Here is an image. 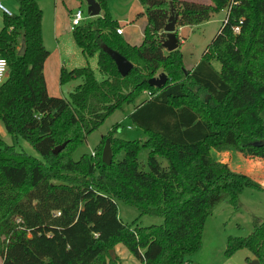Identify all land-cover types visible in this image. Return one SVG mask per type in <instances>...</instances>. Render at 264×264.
<instances>
[{
	"label": "trees",
	"instance_id": "obj_1",
	"mask_svg": "<svg viewBox=\"0 0 264 264\" xmlns=\"http://www.w3.org/2000/svg\"><path fill=\"white\" fill-rule=\"evenodd\" d=\"M15 1L17 12L3 14L0 26V54L7 64L0 122L14 138L28 141L42 161L0 139V264H120L109 256L117 245L140 264H185L199 249L205 218L218 204L237 210L244 189L264 191L211 154L232 150L243 159L264 160V0H137L146 19L138 45L115 32L107 0H95L100 16L74 26L70 34L84 56H95L103 78L95 79L88 66H60V84L80 78L67 98L46 90L48 51L38 0ZM170 7L178 26L197 25L225 10L199 60L185 73L177 33L176 49L166 51L161 44ZM101 45L131 63L125 76ZM159 73L165 83L149 86L147 80ZM143 92L148 95L127 115L142 140L115 136L114 124L93 155L72 159L87 134ZM104 146L108 164L101 162ZM141 148L145 169L138 161ZM117 202L138 217L162 221L124 224ZM241 249L251 255L245 264H264V221H254L245 237H227L223 255Z\"/></svg>",
	"mask_w": 264,
	"mask_h": 264
},
{
	"label": "rangeland",
	"instance_id": "obj_2",
	"mask_svg": "<svg viewBox=\"0 0 264 264\" xmlns=\"http://www.w3.org/2000/svg\"><path fill=\"white\" fill-rule=\"evenodd\" d=\"M132 2L137 4L134 0H129V6ZM0 3L10 12H17V3L15 0H0ZM37 3L42 11V43L48 51L43 63L48 95L67 98L68 92L80 82V78H75L74 80L60 84L58 82V70L60 66H63L67 70L74 67L88 66L93 71L95 79L101 80L103 75L97 71L95 56H84L75 45L70 34V17L75 9L79 8L82 12L83 19L81 23L88 22L94 17L100 16V13L96 16H89L86 11L85 0H38ZM107 6H110L109 10L114 16L122 17L124 11H122L120 1L118 3V0H107ZM2 15L0 11V26ZM211 16L213 17V21L199 25L198 27H192V31L188 27L179 30V36L184 37V43L179 47L183 57V67L189 66L193 59L203 51L224 20L225 11L221 10ZM120 28L123 32L121 35L123 39L128 34L130 41L135 42L133 45L140 43V29L132 25L131 21L120 23ZM212 64L218 69L219 64L217 61H213ZM145 96L146 94L143 92L133 103L123 104L119 109L109 114L95 130L86 135L85 140L72 154V159L77 160L83 153H90L92 155V150L98 144L100 137L110 130L114 124H118L114 134L115 136L123 139L138 138L142 140L144 138L142 131L131 125L127 115L133 105ZM260 116L264 120V109L260 112ZM0 139L7 146H13L15 151L42 161L28 141L20 137L14 138L4 130L1 122ZM211 153L212 156L214 154L221 155L226 162H229L230 169L235 172L250 176L255 181L258 180L256 177L260 178L258 176L259 174L264 177L263 160L255 162L247 159L249 161L247 162L232 150L224 152L228 156H224V153L220 154L214 151H211ZM145 156L146 151L141 148L138 161L143 166V169H145ZM161 165H164L163 161H161ZM263 180V178H260L257 182L263 184ZM238 204L239 208L237 210L227 202L218 204L212 210L205 218L199 249L188 258L185 264H245V258H251V255L244 249L238 250L231 257L226 258L223 255L225 240L229 236L245 237L251 232L254 221H264V191L244 189L238 196ZM116 205L118 218L124 224L130 225L136 220V225L146 227L151 225L157 226L162 221L157 217H138L137 211L120 202H117ZM113 254L120 260V264H140L121 245L114 247Z\"/></svg>",
	"mask_w": 264,
	"mask_h": 264
},
{
	"label": "water",
	"instance_id": "obj_3",
	"mask_svg": "<svg viewBox=\"0 0 264 264\" xmlns=\"http://www.w3.org/2000/svg\"><path fill=\"white\" fill-rule=\"evenodd\" d=\"M86 1V11L89 16H96L99 11L100 7L95 0H85ZM170 3V2H169ZM176 14L173 12V8L170 7L169 15L167 17L166 23L163 26V32H165V39L162 40V47L166 51H171L177 48V37L175 36V21H176ZM101 50L105 52L113 61L117 72L121 76H125L129 70L131 69L132 65L128 62L125 58L119 55L117 52L109 49L106 45H101ZM23 52V46L21 45L18 51V54L21 55ZM185 73V70L182 69ZM166 81V76L164 73H159L157 76L149 78L147 83L149 86L152 87H160ZM65 145V142H62L60 146H57L52 149V154L58 153ZM110 159V154L108 151L107 146L103 147L102 155H101V162L103 164H108ZM110 259L114 258L113 251H109ZM246 264H258L256 260H250Z\"/></svg>",
	"mask_w": 264,
	"mask_h": 264
},
{
	"label": "crops",
	"instance_id": "obj_4",
	"mask_svg": "<svg viewBox=\"0 0 264 264\" xmlns=\"http://www.w3.org/2000/svg\"><path fill=\"white\" fill-rule=\"evenodd\" d=\"M119 1H120V3H121V5H122V11H124L123 12V14H122V17H116V16H114L112 13H111V11L109 10V12H110V14H111V16L113 17V19H115L116 20V22H117V25H118V27H120V23H126L127 21H131L132 22V25H134V26H137V28H139L140 29V33H141V38H142V30H143V27H144V25H145V23H146V19H145V14H144V7L141 5V4H139V2L137 1V0H134L135 1V3H137V4H134V2H132V4L129 6V0H118V3H119ZM184 1H193V2H196V3H202V4H210V1L209 0H184ZM2 4V3H1ZM3 5V4H2ZM110 8V6H108V9ZM8 10V9H7ZM9 11V10H8ZM221 11V10H220ZM219 11V12H220ZM225 11V10H224ZM10 12V11H9ZM100 12V11H99ZM11 13H16V12H12L11 11ZM3 14V13H2ZM136 16H137V18H136ZM136 18V20L134 21V19ZM137 21V22H136ZM210 21H213V17L211 16L208 20H206V21H204V22H202V23H199V24H197V25H181V26H178V25H175V31H176V33H177V37H178V40H179V43H180V45H179V47H181V45H183V43H184V37H180L179 36V34H178V32H179V30L180 29H183V28H185V27H188V29H190V31H192L191 30V28L192 27H198L199 25H204V24H207L208 22H210ZM122 31H121V33H120V36L122 35ZM127 43H129V44H134L135 42L134 41H130V39H129V36H128V34H126L125 35V39H124ZM141 42V41H140ZM178 47V48H179ZM180 52H181V50H180ZM181 55H182V53H181ZM200 55H201V53H199L194 59H193V61L191 62V64L189 65V66H187V67H183V57H182V67H183V69L184 70H186V71H188V70H190L195 64H196V62L199 60V58H200ZM43 69H44V66H43ZM43 76H44V80H45V84H46V90L48 91V88H47V83H46V79H45V75H44V71H43ZM133 108V107H132ZM132 108H131V110H132ZM130 110V111H131ZM129 111V112H130ZM212 154V153H211ZM225 154V153H224ZM224 156H228L227 154H225ZM214 157L216 158V159H218V160H221V161H226V160H224L223 159V157L221 156V155H218V154H214ZM228 158V157H227ZM246 161H247V159H245ZM252 161V160H251ZM264 161V160H263ZM262 161V162H263ZM247 162H249V161H247ZM255 162H258V161H255ZM228 163V166H229V162H227ZM256 164H258V163H256ZM230 168V167H229ZM231 170V169H230ZM231 171H233V170H231ZM233 172H235V171H233ZM257 172V171H256ZM235 173H238V172H235ZM258 173V172H257ZM240 174V173H239ZM243 174V173H242ZM260 178H263L264 179V177L261 175V174H259L258 175ZM260 178H257L256 177V179H260ZM257 180V181H258ZM264 181V180H263ZM262 184V183H261ZM260 184V185H261ZM263 188H264V182H263V184L261 185Z\"/></svg>",
	"mask_w": 264,
	"mask_h": 264
},
{
	"label": "built area",
	"instance_id": "obj_5",
	"mask_svg": "<svg viewBox=\"0 0 264 264\" xmlns=\"http://www.w3.org/2000/svg\"><path fill=\"white\" fill-rule=\"evenodd\" d=\"M0 11L3 14H7L9 15L10 12L6 9V7H4L1 3H0ZM83 19L82 16V12L79 8L75 9L74 13L71 15L70 17V30L76 26L79 25L81 23V20ZM233 31L237 32L238 31V27L234 26L233 27ZM115 32L117 34L121 33V28L117 27L115 28ZM7 73V64H6V60L5 58L0 54V83H2V81L4 80L5 76ZM146 95H148V92H145ZM93 155V154H92Z\"/></svg>",
	"mask_w": 264,
	"mask_h": 264
}]
</instances>
